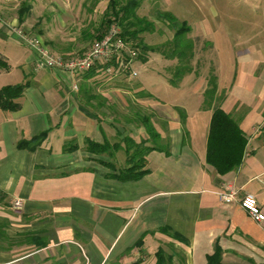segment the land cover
<instances>
[{
    "label": "crops",
    "instance_id": "crops-1",
    "mask_svg": "<svg viewBox=\"0 0 264 264\" xmlns=\"http://www.w3.org/2000/svg\"><path fill=\"white\" fill-rule=\"evenodd\" d=\"M16 25L0 13V35L11 32L28 49L15 63L2 54L9 67L0 74L20 73L0 88L29 81L17 110L0 107V189L7 194L0 221L17 239L0 241V264H156L161 248L171 256L168 264H207L218 249L220 264H264V220L220 195L229 187L240 198L253 193L264 211V39L240 49L231 82L218 76L217 104L246 137L240 163L225 170L208 161L213 110L202 106L204 92L191 103L156 99L147 90L149 97L138 100L165 149L146 155L148 173L124 180L113 177L128 165L123 139L138 141L147 132L136 119L132 124L112 115L129 105L122 91H132L120 88L119 69L103 81L111 66L96 64L93 75L37 68L35 49L20 39L18 30L25 29ZM42 132L34 150L18 147ZM92 141L121 146L93 151ZM16 198L22 207L14 210Z\"/></svg>",
    "mask_w": 264,
    "mask_h": 264
},
{
    "label": "rangeland",
    "instance_id": "rangeland-1",
    "mask_svg": "<svg viewBox=\"0 0 264 264\" xmlns=\"http://www.w3.org/2000/svg\"><path fill=\"white\" fill-rule=\"evenodd\" d=\"M23 2L30 3L31 9L25 22H19L17 27L41 35V39L56 51L75 53L77 51L74 49L83 47L89 41L84 39L83 30L89 26L92 30L99 24L110 0H0L2 17L16 20L18 24V11ZM89 8L93 10L89 11ZM137 9L139 15L155 23L153 31L141 34L147 46L161 45L173 37V29L157 13L170 11L178 20H184L191 26L188 37L194 43L195 56L192 58L193 69L186 71L178 80V87L172 88L167 85L170 77L174 78L172 68L177 59L165 58L158 52H148L145 61L140 57L133 60L135 69L139 71L135 78L127 73L122 75L124 71L116 68L123 77L120 88L132 91H122L129 105L126 109L116 107V113L112 115L127 123L132 121V124H137V113L151 116L146 104L138 100L149 97V90L158 97L156 99L168 102L196 103L199 98L204 100V95L198 98V94L208 88L212 74L217 78L220 76L223 84L231 82V71L237 57L241 56L240 49L245 46L251 49V44L264 39L263 0H141ZM15 39L11 32L6 38L0 35V57L5 53L10 57L9 63H15L14 59L22 57L21 50H28ZM116 69L111 68L102 80H106L110 74H116ZM19 73V69L11 73L2 70L0 85L18 81L16 78ZM135 142L152 145L147 133ZM123 155L122 151L117 155V166L123 165L120 161Z\"/></svg>",
    "mask_w": 264,
    "mask_h": 264
},
{
    "label": "trees",
    "instance_id": "trees-1",
    "mask_svg": "<svg viewBox=\"0 0 264 264\" xmlns=\"http://www.w3.org/2000/svg\"><path fill=\"white\" fill-rule=\"evenodd\" d=\"M141 5V0H110L106 9H104L103 16L100 19L99 24L96 27L85 28L83 30L84 39H88L90 43L101 38L105 35L113 22L118 23L121 28V35L129 43L130 47L136 49L137 57L147 60L148 52H158L168 59H177V63L172 68L174 78L170 77V83L175 85L178 80L186 73L193 69L192 58L195 56L194 43L188 37V32L191 31V26L186 21L178 20V18L170 11H158V17L167 21L169 26L173 29V37L164 42L161 45L152 46L145 43V40L141 34L147 31H153L155 23L150 21L148 17L141 16L137 12V8ZM31 4L23 2L19 8V22L24 23L26 16L29 14ZM93 10L89 8V11ZM91 25V24H90ZM41 32V31H40ZM48 44V43H47ZM49 45V44H48ZM90 45V44H89ZM88 45V46H89ZM50 46V45H49ZM87 46V47H88ZM51 47V46H50ZM51 49H53L51 47ZM56 51L55 49H53ZM60 54L69 55L71 52H59ZM4 58H3V57ZM0 57V70L8 69V61L5 55ZM115 59L105 64H101L102 68L113 69L120 68V62ZM87 75L95 74V69L92 68L86 72ZM217 76L213 75L208 80V88L203 93L202 106L206 109H212L213 114L210 124L209 141H208V161L216 163L217 161L223 164L224 169L228 170L241 161L243 155V147L245 145L246 137L242 129L239 127L236 120L232 115L217 104V90L218 82ZM29 81L8 84L0 88V107L5 110H17L20 105V98L23 95V91L28 87ZM182 116L183 112H181ZM137 121L145 127L149 139L152 141V145L136 144L132 137L127 136L123 140L126 141V153L128 155V165L125 168L116 169V174L113 177L118 179H140L148 173L149 169L145 168L146 155L153 149H165L162 144L160 133L153 126L152 118L150 115L137 113ZM45 135V132L33 136L31 139H22L17 144L19 148H28L34 150L41 142ZM91 150H106L111 152L110 149L119 148L120 142L110 143L105 141L103 143L89 142ZM133 149V150H132ZM109 152V153H110ZM218 165V164H217ZM7 194L0 189V204H4ZM7 223L0 221V241H10L11 244L16 242L17 239L13 236H9L4 226ZM221 251L218 249L212 255L208 256L207 264H220L221 263ZM158 260L156 264H168L169 257L167 252L162 248L157 252Z\"/></svg>",
    "mask_w": 264,
    "mask_h": 264
},
{
    "label": "built area",
    "instance_id": "built-area-1",
    "mask_svg": "<svg viewBox=\"0 0 264 264\" xmlns=\"http://www.w3.org/2000/svg\"><path fill=\"white\" fill-rule=\"evenodd\" d=\"M18 34L25 44L35 49L37 68H59L67 70L72 75H78L94 68L96 64H105L118 59L122 72L124 71L132 78L139 75L133 61L137 58V52L121 35V28L118 23L113 22L107 33L93 41L87 48L69 55L54 51L40 36L33 35L26 29L18 30ZM238 193L236 188L229 187L220 195L225 203L237 201L254 219L263 221L264 211L256 200V196L253 193H247L240 198ZM21 207L22 200L20 198L14 199L12 209L17 210Z\"/></svg>",
    "mask_w": 264,
    "mask_h": 264
}]
</instances>
